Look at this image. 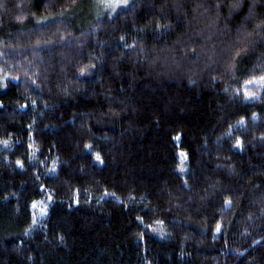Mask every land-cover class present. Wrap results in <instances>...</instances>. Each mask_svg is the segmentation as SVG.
Returning <instances> with one entry per match:
<instances>
[{
  "label": "trees",
  "instance_id": "trees-1",
  "mask_svg": "<svg viewBox=\"0 0 264 264\" xmlns=\"http://www.w3.org/2000/svg\"><path fill=\"white\" fill-rule=\"evenodd\" d=\"M0 264H264V0H2Z\"/></svg>",
  "mask_w": 264,
  "mask_h": 264
},
{
  "label": "rangeland",
  "instance_id": "rangeland-1",
  "mask_svg": "<svg viewBox=\"0 0 264 264\" xmlns=\"http://www.w3.org/2000/svg\"><path fill=\"white\" fill-rule=\"evenodd\" d=\"M95 1H100V2H104V3H107L108 1H110V0H95ZM120 1V2H119ZM114 2L116 3V4H121V3H124L125 2V0H114Z\"/></svg>",
  "mask_w": 264,
  "mask_h": 264
},
{
  "label": "snow or ice",
  "instance_id": "snow-or-ice-1",
  "mask_svg": "<svg viewBox=\"0 0 264 264\" xmlns=\"http://www.w3.org/2000/svg\"><path fill=\"white\" fill-rule=\"evenodd\" d=\"M0 2H2V0H0ZM97 159H99V156H97ZM34 207H35V205H34Z\"/></svg>",
  "mask_w": 264,
  "mask_h": 264
}]
</instances>
